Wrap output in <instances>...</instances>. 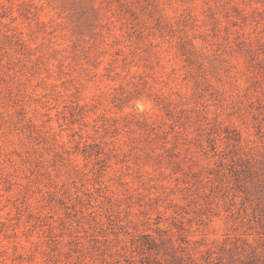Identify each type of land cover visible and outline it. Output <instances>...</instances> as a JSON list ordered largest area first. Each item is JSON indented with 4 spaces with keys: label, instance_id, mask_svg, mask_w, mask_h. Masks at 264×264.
I'll return each mask as SVG.
<instances>
[{
    "label": "rangeland",
    "instance_id": "obj_1",
    "mask_svg": "<svg viewBox=\"0 0 264 264\" xmlns=\"http://www.w3.org/2000/svg\"><path fill=\"white\" fill-rule=\"evenodd\" d=\"M0 264H264V0H0Z\"/></svg>",
    "mask_w": 264,
    "mask_h": 264
}]
</instances>
